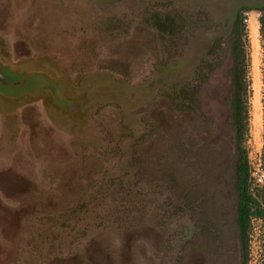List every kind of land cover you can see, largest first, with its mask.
<instances>
[{"label": "rangeland", "instance_id": "374dc122", "mask_svg": "<svg viewBox=\"0 0 264 264\" xmlns=\"http://www.w3.org/2000/svg\"><path fill=\"white\" fill-rule=\"evenodd\" d=\"M97 1L0 0L2 61L43 73L78 104L0 91L4 162L31 179L29 198L0 203V261L263 264L264 183L252 171L258 159L264 171V0H146V11L112 15L100 0L96 26ZM169 18L171 30H161ZM238 34L250 81L246 246L229 107ZM201 63L205 78L192 79L188 104L175 106L165 83ZM4 184L12 195L23 182Z\"/></svg>", "mask_w": 264, "mask_h": 264}, {"label": "trees", "instance_id": "16d2710c", "mask_svg": "<svg viewBox=\"0 0 264 264\" xmlns=\"http://www.w3.org/2000/svg\"><path fill=\"white\" fill-rule=\"evenodd\" d=\"M172 18H169L168 23L163 25V31L171 30ZM261 26H264V20H261ZM216 45L212 46V51ZM211 51V52H212ZM232 66L230 74V118L232 121L235 144L237 150V165H236V190L238 197L237 205V223L239 235L244 246L248 241V228L250 224V215L254 213L252 209L253 197L248 191V159L246 151L242 146L244 134L248 123V99L250 92V81L248 77V57L244 49L242 39L238 34L231 45ZM201 63L194 69L195 75H180L177 79L165 84L168 86L167 96L175 106H186L188 100L192 97L189 94V83L195 77L205 78V67ZM214 62L211 61L207 68L211 69ZM202 74V75H201ZM264 161V150H263ZM264 192V186H263ZM264 264V262H263Z\"/></svg>", "mask_w": 264, "mask_h": 264}, {"label": "flooded vegetation", "instance_id": "af4514ba", "mask_svg": "<svg viewBox=\"0 0 264 264\" xmlns=\"http://www.w3.org/2000/svg\"><path fill=\"white\" fill-rule=\"evenodd\" d=\"M103 1V0H101ZM95 5V15L96 22L94 23L96 26H100V23H103L101 20V9H100V0L97 1ZM105 2V1H103ZM111 2V3H109ZM146 0H108V15H112L114 12H126L131 11L132 8L135 7L141 8L142 11H146L147 5L145 4ZM104 4V3H103ZM145 9V10H143ZM68 9H65L63 12H66ZM79 14L86 13L85 9H71ZM128 15V14H127ZM115 16V15H114ZM47 18H44V22L47 21ZM79 19H75L77 22ZM114 21L116 18L107 19V21ZM60 21L64 22V24H60L62 28L67 27L68 20L61 19ZM70 21V20H69ZM73 22V21H71ZM66 25V26H65ZM48 27L47 25H45ZM106 27L104 24L102 27ZM41 90L45 95L51 97V99L58 104L60 107H64L68 110H74L78 104L69 103L72 98H69L64 93V89L58 83L52 81L46 75L39 71H23L21 69H14L8 63L2 61L0 58V91H6L14 93L15 95H25V94H34L35 92Z\"/></svg>", "mask_w": 264, "mask_h": 264}, {"label": "crops", "instance_id": "0c3cea01", "mask_svg": "<svg viewBox=\"0 0 264 264\" xmlns=\"http://www.w3.org/2000/svg\"><path fill=\"white\" fill-rule=\"evenodd\" d=\"M2 137H0V203H15L18 199L25 197H30V176L28 174V169L25 166H20L13 163H5L4 158L6 159V151L4 145H2ZM10 182L13 183L22 181L23 185L17 186L14 184L10 185V188H22L18 190L16 194L6 195L3 192V189L7 186L4 183ZM33 187V185H31ZM33 192L31 193V195ZM3 248L1 244V234H0V249ZM0 264H5L3 261H0Z\"/></svg>", "mask_w": 264, "mask_h": 264}, {"label": "built area", "instance_id": "2783aa9c", "mask_svg": "<svg viewBox=\"0 0 264 264\" xmlns=\"http://www.w3.org/2000/svg\"><path fill=\"white\" fill-rule=\"evenodd\" d=\"M246 15H247V13H246ZM248 21H249V17L245 16L244 17V22L247 23ZM252 176L260 184L264 183V171H263L262 163H261L260 159H258L257 166L254 167V170L252 171Z\"/></svg>", "mask_w": 264, "mask_h": 264}, {"label": "bare ground", "instance_id": "6f19581e", "mask_svg": "<svg viewBox=\"0 0 264 264\" xmlns=\"http://www.w3.org/2000/svg\"><path fill=\"white\" fill-rule=\"evenodd\" d=\"M250 28H251L252 31H256L257 25H256V21L255 20H251Z\"/></svg>", "mask_w": 264, "mask_h": 264}]
</instances>
